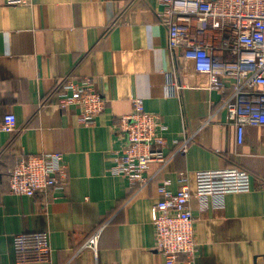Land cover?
<instances>
[{
	"label": "crops",
	"instance_id": "crops-1",
	"mask_svg": "<svg viewBox=\"0 0 264 264\" xmlns=\"http://www.w3.org/2000/svg\"><path fill=\"white\" fill-rule=\"evenodd\" d=\"M162 10L160 0H0V120L17 119L14 132L0 131V264H166L152 220L158 186L170 179L175 192L189 174L194 190V172L227 167L248 171L253 188L224 195L217 209L191 200L196 264H264V126L247 127L236 143L209 76L181 50L170 53ZM67 76L91 77L108 100L95 124L58 107L53 93ZM133 97L168 126L165 153L175 154L166 167L151 164L142 190L111 172L125 141L115 126L132 112ZM51 152L62 153L68 185L34 197L12 193L16 162ZM98 232L97 250L77 253ZM41 233L50 236L51 256L21 261L16 237Z\"/></svg>",
	"mask_w": 264,
	"mask_h": 264
},
{
	"label": "built area",
	"instance_id": "built-area-1",
	"mask_svg": "<svg viewBox=\"0 0 264 264\" xmlns=\"http://www.w3.org/2000/svg\"><path fill=\"white\" fill-rule=\"evenodd\" d=\"M162 23L167 27L168 49L176 55L181 50L195 61L197 71L209 76L210 88L217 90L227 111L228 123L236 129V143L244 142L249 126H264V0H160ZM8 5H24L29 0H6ZM177 87L171 82L172 93ZM57 105L73 109L82 125L95 124L108 100L98 91L94 80L67 76L60 79L54 93ZM133 110L119 118L115 129L125 139L117 150L111 172L126 177L142 190L151 179V164L169 165L174 155H166L168 126L159 115L146 110L141 97H133ZM211 120V118H210ZM210 122V121H208ZM207 122V123H208ZM17 119L13 113L0 120V131L14 132ZM192 137L177 147L185 154ZM189 174L179 176L177 191L170 189V179L158 186L159 200L152 207L156 229L155 249L166 264H196L198 245L191 200L215 209L228 193L248 192L253 188L251 174L238 167L194 172L195 188ZM68 165L60 152L30 155L20 159L9 171L12 193L34 197L68 185ZM100 232L93 234L77 251L97 250ZM25 234L16 237L21 261L47 260L52 253L50 236L41 233L30 241Z\"/></svg>",
	"mask_w": 264,
	"mask_h": 264
}]
</instances>
